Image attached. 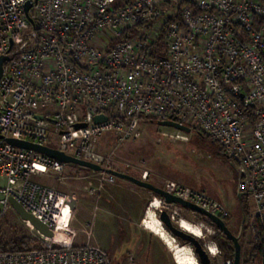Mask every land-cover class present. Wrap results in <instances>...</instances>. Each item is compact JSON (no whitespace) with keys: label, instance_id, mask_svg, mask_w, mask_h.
Listing matches in <instances>:
<instances>
[{"label":"built area","instance_id":"built-area-1","mask_svg":"<svg viewBox=\"0 0 264 264\" xmlns=\"http://www.w3.org/2000/svg\"><path fill=\"white\" fill-rule=\"evenodd\" d=\"M0 57L7 58L0 75V219L12 197L48 227L45 235L29 227L48 240L25 252L0 251V264H112L96 245H53L64 197L33 177L60 173L65 164L8 138L103 167L94 144L105 133L126 141L138 137L140 119L173 121L221 148L238 174V193L264 215V3L0 0ZM102 114L107 120L94 123ZM78 123L86 127L75 130ZM50 128L58 147L50 145ZM164 190L222 220L229 216L205 192L173 182Z\"/></svg>","mask_w":264,"mask_h":264},{"label":"rangeland","instance_id":"rangeland-1","mask_svg":"<svg viewBox=\"0 0 264 264\" xmlns=\"http://www.w3.org/2000/svg\"><path fill=\"white\" fill-rule=\"evenodd\" d=\"M122 121L126 125L129 119L125 117ZM50 129V145L58 147L54 129ZM138 130V137L126 141H120L114 131L99 137L94 152L103 159V168L128 174L161 189L173 182L205 192L229 211L226 225L233 235L240 236V264H257L252 259L255 242L252 228L257 219H264V215L255 214L248 197L238 198V174L219 146L193 131L182 134L186 140L176 139L174 129L151 124L145 119L139 120ZM105 178L104 173L72 164L65 165L60 173L40 171L33 177L35 182L64 197L62 214L53 232V245H96L105 249L112 264H175L172 252L158 237L148 232V236L141 238L139 235L144 230L142 222L148 206L156 196L117 178L113 184L106 183ZM160 210L170 215L173 211L177 213L172 220L174 225L185 219L199 226L203 231L202 244L214 245L213 227L198 220L194 213L164 206L161 202L155 211L157 218ZM115 226L122 229L120 234ZM29 227L32 226L21 221L9 206L0 219V238L9 242L13 235L26 236L33 241L30 248L41 247L48 238L39 236ZM216 249V255L210 256L211 264H231Z\"/></svg>","mask_w":264,"mask_h":264},{"label":"water","instance_id":"water-1","mask_svg":"<svg viewBox=\"0 0 264 264\" xmlns=\"http://www.w3.org/2000/svg\"><path fill=\"white\" fill-rule=\"evenodd\" d=\"M30 7H31L30 2H27L24 5V11L26 15ZM5 60H7L6 57H0V75L2 72V63ZM37 118L42 119L41 116H37ZM106 120H107V116H105L104 114L97 115L93 118V121L96 124L105 122ZM150 123L151 124L156 123V125L160 127L175 129L185 134L191 133V129L189 127L180 125L173 121H156V122L150 121ZM85 127H86L85 123H78L75 125L74 128L75 130H79ZM6 142L9 145L14 146L16 148L33 150L42 155L51 157L65 165H68V164L76 165V166H79L85 169H89L93 172L106 173V174L116 177L117 179L128 181L140 188L146 189L147 191L153 193L156 197L159 198L161 202H163L166 205H176L178 207L188 210L191 213L198 214V215L205 217L206 219L210 221L212 225H214L227 238V240H229L232 243L233 248H234L233 264H240L241 245L239 243V236H235L232 234V232L229 230V228L225 224L224 220L195 206L194 204L188 201L182 200L180 198H177L176 196L165 191L164 189L156 187L147 181L137 179L125 173H120V172H116L110 169H105L101 167L100 165H97V164H94L88 161H84L81 159H77L71 155L65 154L62 151H58L56 149H53L47 146H39L31 142H25V141H21L17 139H12V138L6 139ZM237 196L238 198H240L241 197L240 193H238ZM3 199H4V196L0 194V201H2ZM8 203L10 207L13 209V211L19 216L21 221L29 223L33 227V229L36 230L41 235H45L47 233L48 227L44 223H42L39 219L34 217L32 214L26 212L24 208L18 202H16L12 197L8 198ZM158 219L161 222L165 231L168 234H170L173 239L179 240L181 243H183V245L188 246L192 250L198 264H211L210 255L207 252V246L202 244L199 238L182 230L180 228V225H174L172 221L173 218L165 210L159 211Z\"/></svg>","mask_w":264,"mask_h":264},{"label":"trees","instance_id":"trees-1","mask_svg":"<svg viewBox=\"0 0 264 264\" xmlns=\"http://www.w3.org/2000/svg\"><path fill=\"white\" fill-rule=\"evenodd\" d=\"M261 3H264V0H258ZM164 39V32L159 36L158 42L160 43L159 46H162V40ZM157 42V43H158ZM110 116V114H109ZM150 123V121H149ZM196 135L205 138V136L198 132L193 131ZM220 148V147H219ZM221 150V148H220ZM229 164L234 168V165L229 162ZM238 194V193H237ZM241 195V194H240ZM198 220L203 221L204 223L210 224L214 229V237L212 238L214 245L220 250L221 253L224 254L225 259L229 260L231 264H233L234 258V248L232 243L227 240V238L214 226L210 223L208 219L205 217L195 214ZM226 219H223L226 224ZM243 227L240 228V232H242ZM252 238L255 239L254 246H253V261L257 264H264V219L260 220L257 219L254 223L252 228ZM240 237V236H239ZM177 240V239H176ZM179 241V240H177ZM33 241L26 236L18 237L17 235H13L9 242H4L0 238V251L2 252H25L28 251L30 248V244ZM180 242V241H179ZM231 243V244H230ZM241 263V261H240Z\"/></svg>","mask_w":264,"mask_h":264},{"label":"bare ground","instance_id":"bare-ground-1","mask_svg":"<svg viewBox=\"0 0 264 264\" xmlns=\"http://www.w3.org/2000/svg\"><path fill=\"white\" fill-rule=\"evenodd\" d=\"M160 206L161 201L158 198L155 197L151 200L142 222L144 229L158 237L167 246L170 252H172L175 264H197L192 250L186 245H177L176 241L163 228L155 214V211L158 210ZM177 225H180L182 230L199 239L203 236V231L199 226H196L185 219H180ZM207 252L210 256L214 257L217 253L215 245L208 244Z\"/></svg>","mask_w":264,"mask_h":264},{"label":"crops","instance_id":"crops-1","mask_svg":"<svg viewBox=\"0 0 264 264\" xmlns=\"http://www.w3.org/2000/svg\"><path fill=\"white\" fill-rule=\"evenodd\" d=\"M230 167H232L231 165H230ZM233 168V167H232ZM234 169V168H233ZM97 173H99V172H97ZM119 180H121V179H119ZM121 181H125V180H121ZM125 182H128V181H125ZM128 183H130V182H128ZM132 184V183H131ZM140 188V187H139ZM143 189V188H142ZM236 189H237V187H236ZM222 204V203H221ZM223 205V204H222ZM225 206V205H224ZM114 224V223H113ZM118 224V223H117ZM116 227V226H115ZM117 228V230H118V232H119V234H120V231L122 230V229H120V227H116ZM146 232H148V234H152V233H150L149 231H147L146 229H144V230H142V231H140L139 232V235L141 236V238L142 237H145V236H148V234L146 233ZM144 241V240H143ZM144 243V242H143ZM74 247H78V246H82V245H73ZM102 248V247H101ZM104 251H105V249L104 248H102ZM106 252V251H105ZM107 253V252H106Z\"/></svg>","mask_w":264,"mask_h":264}]
</instances>
